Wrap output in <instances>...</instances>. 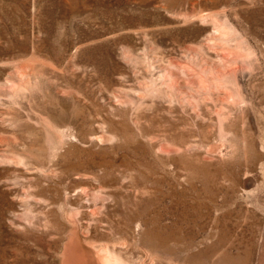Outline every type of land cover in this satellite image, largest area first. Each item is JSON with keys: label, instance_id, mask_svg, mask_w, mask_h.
Masks as SVG:
<instances>
[{"label": "rangeland", "instance_id": "374dc122", "mask_svg": "<svg viewBox=\"0 0 264 264\" xmlns=\"http://www.w3.org/2000/svg\"><path fill=\"white\" fill-rule=\"evenodd\" d=\"M95 164L182 171L264 264V0H0V264L51 223L28 190Z\"/></svg>", "mask_w": 264, "mask_h": 264}, {"label": "bare ground", "instance_id": "6f19581e", "mask_svg": "<svg viewBox=\"0 0 264 264\" xmlns=\"http://www.w3.org/2000/svg\"><path fill=\"white\" fill-rule=\"evenodd\" d=\"M96 166L56 169L49 183L28 190L26 197L44 196L49 202L40 214L51 223L44 222L36 238L19 243L10 229L5 264L248 263L246 251L232 254L227 236L217 243L220 205L215 191H200L202 196L196 189L182 193L180 170ZM94 190L102 192L105 201L93 200ZM27 243L29 248L22 250Z\"/></svg>", "mask_w": 264, "mask_h": 264}]
</instances>
